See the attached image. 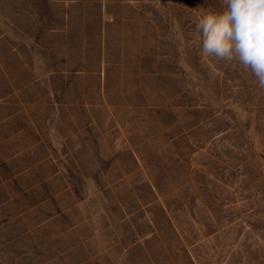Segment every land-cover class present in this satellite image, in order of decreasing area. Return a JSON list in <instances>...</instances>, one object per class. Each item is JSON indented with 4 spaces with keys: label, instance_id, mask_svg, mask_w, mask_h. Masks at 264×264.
Masks as SVG:
<instances>
[{
    "label": "rangeland",
    "instance_id": "1",
    "mask_svg": "<svg viewBox=\"0 0 264 264\" xmlns=\"http://www.w3.org/2000/svg\"><path fill=\"white\" fill-rule=\"evenodd\" d=\"M118 2L121 66L44 65L61 12ZM209 7L0 0V264H264V89L201 55Z\"/></svg>",
    "mask_w": 264,
    "mask_h": 264
},
{
    "label": "clouds",
    "instance_id": "2",
    "mask_svg": "<svg viewBox=\"0 0 264 264\" xmlns=\"http://www.w3.org/2000/svg\"><path fill=\"white\" fill-rule=\"evenodd\" d=\"M222 9L197 17L200 53L215 61L237 62L264 89V0H220Z\"/></svg>",
    "mask_w": 264,
    "mask_h": 264
},
{
    "label": "crops",
    "instance_id": "3",
    "mask_svg": "<svg viewBox=\"0 0 264 264\" xmlns=\"http://www.w3.org/2000/svg\"><path fill=\"white\" fill-rule=\"evenodd\" d=\"M117 1L111 0V6ZM113 7L116 9L101 3L95 12H61V22L48 27V34L53 35V39L45 49L44 57L48 58V63L44 65L80 67L82 58H92L101 69L104 63L121 66V48L117 55L112 51L113 44L121 46V3ZM75 48L78 54L74 56L71 51Z\"/></svg>",
    "mask_w": 264,
    "mask_h": 264
}]
</instances>
